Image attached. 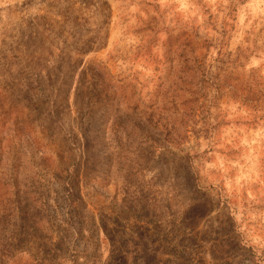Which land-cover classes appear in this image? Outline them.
<instances>
[{
  "label": "rangeland",
  "instance_id": "374dc122",
  "mask_svg": "<svg viewBox=\"0 0 264 264\" xmlns=\"http://www.w3.org/2000/svg\"><path fill=\"white\" fill-rule=\"evenodd\" d=\"M0 264H264V0H0Z\"/></svg>",
  "mask_w": 264,
  "mask_h": 264
}]
</instances>
